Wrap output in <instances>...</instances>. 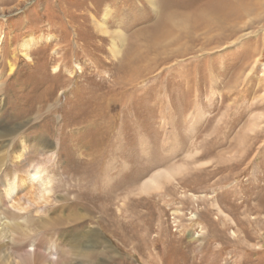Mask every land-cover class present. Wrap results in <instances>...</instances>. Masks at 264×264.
Wrapping results in <instances>:
<instances>
[{
  "label": "rangeland",
  "instance_id": "rangeland-1",
  "mask_svg": "<svg viewBox=\"0 0 264 264\" xmlns=\"http://www.w3.org/2000/svg\"><path fill=\"white\" fill-rule=\"evenodd\" d=\"M226 3L217 18L210 7ZM105 5L109 33L125 35L116 59L91 24ZM155 5L0 0V54L13 65L0 68V122L18 126L0 138V184L39 165L52 188L51 202L5 220L17 254L96 228L104 246L77 241L88 250L82 262L64 244L66 264H264V0ZM26 32L44 38L29 59L16 48ZM40 137L55 147L41 149ZM177 166L173 183L138 192ZM23 185L18 199L34 198Z\"/></svg>",
  "mask_w": 264,
  "mask_h": 264
},
{
  "label": "bare ground",
  "instance_id": "bare-ground-1",
  "mask_svg": "<svg viewBox=\"0 0 264 264\" xmlns=\"http://www.w3.org/2000/svg\"><path fill=\"white\" fill-rule=\"evenodd\" d=\"M148 2L150 3V5L153 9L156 8L155 0H148ZM228 8H230V5L227 3H226V5H223L222 8H220V9L210 7L211 11H213V13H216L215 16L217 18H224L225 17L224 13H225V11L229 10ZM229 12L230 11H228V13ZM109 14H110V7H109V5H105L103 14H102L100 19H95L92 14L90 15L91 24H92V27H93V29L97 35H100L102 37L108 36V41H109L108 50H109L112 58L116 59L120 55L125 35L119 29H116L114 32L109 33L108 28H107V23H106V19L109 16ZM1 39H2V42L4 43V41H3L4 36L3 35H2ZM41 39H44V38L40 36V38L36 39L33 36L32 32H28V33L26 32L25 34H23V36L20 38V43H18L17 47H16L20 56L23 58L29 59V52H30L31 48L34 46L36 47L38 40H40V42H41ZM255 61H257V59H255ZM0 65H3L0 68H3L4 65H6L8 67V73L9 74L12 73L13 65H12L11 61L6 60V54H5V56H4V54H0ZM52 69H53V71L59 70L60 69L59 64H55ZM74 69L75 70L80 69V67L77 65V66H75ZM66 72L68 75H73V70H67L66 69ZM1 75L2 74L0 72V77H1ZM3 84H4V79L2 77V79L0 80V104L2 102L1 97L4 96V92L2 93V87H3L2 85ZM17 130H18V126H15V125H8L7 126L5 123H2V121L0 122V138L4 139L6 142H8V140H10L12 137L14 138L13 134ZM38 141L41 142V143H39L40 148L41 149L46 148V152L49 151L48 147H50V151H51V148L55 147V145H51L47 141L45 143L44 137L43 138L40 137L38 139ZM51 153L53 154L54 152L52 151ZM195 153H197V152H195ZM1 165H3V163ZM200 165H202V164H200ZM1 167H3V166H0V169H1ZM43 170L44 169L42 166L32 165V167H30V168H28V170L24 171L23 176L17 174L15 171H13L12 173H8L7 175L3 176V178L1 179L0 186L4 188V193H2L3 191L0 192V264H64V263L66 264V261H63L64 258L61 256V253L59 251L61 246H63L64 244L68 245L69 247H71V249H73L74 255H77V256H80L81 258H83V259H80L82 262L83 261L88 262L89 260L86 259L88 250H87V252L86 251L84 252V251H82V249H80V247L78 248L79 244L77 243V241H81V239L85 238L87 243L91 244L92 250L99 248L101 245L104 246L105 241L103 239L102 240L104 242L100 240L101 239L99 237L100 233L95 228V229H88L87 231L86 230L82 231L80 233L79 237L76 236L77 238L70 236L69 239L64 240L63 239L64 236L60 235L61 236V237L59 236L60 238L59 237L56 238L54 241H52L51 244L48 245L47 248H45L46 252L43 251V249L41 250L39 248V246L35 245L34 243L30 244L31 248L28 250H25V252L23 254H17L16 249L10 248V246L7 243V239H6L9 237V234H8L9 231L7 230V227H6L7 224H6L5 220L9 221L12 224H16L17 218H18L17 214H19L17 211H20V210L24 211V210L32 207V205H34L35 203H36L35 205H38V204L42 205V204H46V203L52 201V198H51L52 188H51V185L48 186L50 180L44 179L43 177H41ZM181 170H184V166H182V167L177 166L174 169H168V170L163 169V170L154 172L148 178H146V180L140 186L138 192L139 193H149L151 191H158V190L162 189V187L166 183H173L175 176L179 175L181 173L180 172ZM38 178H41V181L37 180ZM27 184L31 188H33V189L35 188L33 193H35L37 191L35 197L32 199H29V198L25 199L24 197H19V199H18V195L15 193L21 189L22 185L25 186ZM5 197L10 199V207L15 212L14 211L10 212L9 210L7 212L4 209V207L2 208V206L5 205V199H4ZM189 199L195 200L196 196L189 195ZM206 203H208V206L211 207L210 209H212V208L215 209L219 218L228 221V219H229L228 216L224 213V211L218 205V201L215 198L208 199L206 201ZM176 211L177 210H175V212ZM39 221L41 223H46L48 221V219L41 218V219H39ZM19 224H21V223H19ZM17 227H19V226H17ZM69 264H73V263H69ZM88 264H92V263H88Z\"/></svg>",
  "mask_w": 264,
  "mask_h": 264
}]
</instances>
